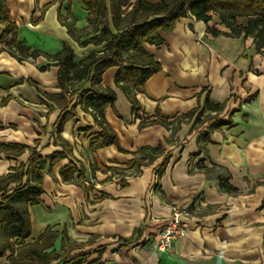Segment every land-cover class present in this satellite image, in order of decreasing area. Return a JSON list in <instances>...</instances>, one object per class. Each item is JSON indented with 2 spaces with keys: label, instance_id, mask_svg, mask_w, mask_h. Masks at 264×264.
I'll return each instance as SVG.
<instances>
[{
  "label": "crops",
  "instance_id": "1",
  "mask_svg": "<svg viewBox=\"0 0 264 264\" xmlns=\"http://www.w3.org/2000/svg\"><path fill=\"white\" fill-rule=\"evenodd\" d=\"M3 1L27 52L18 60L0 43V143L25 145L43 157L65 150L61 161L43 170L41 202L28 209L26 243L43 241L44 252L64 253L67 260L80 256L82 264H264V48L258 50L250 35H211L208 26L229 32L216 14L209 13L208 23L191 14L180 17L171 30L160 31L162 44L144 45L160 69L135 95L136 111L114 84L117 68L102 74L101 85L116 93L104 116L119 147L89 152L100 128L77 106L59 134L70 146L66 149L55 133L63 110L43 103L40 91L59 92L58 66L46 54L58 52L64 41L75 60L102 49L103 44L79 45L94 35L86 18L88 0ZM59 17L71 20L74 37ZM4 28L0 22V31ZM33 50L39 54L30 56ZM75 86L65 110L90 82ZM206 98L223 103L221 110L207 109ZM198 106L203 115L230 119V124L210 130L208 120L197 122L195 115L178 119ZM154 119L167 125L148 123ZM159 143L160 155L132 165L143 155L142 147ZM28 156V151L1 154L0 176ZM70 160L82 171L65 182L59 171ZM222 181L236 190H224ZM173 206L189 210L191 228L170 250H156L142 238H159ZM47 227L50 233L42 239ZM8 254L0 264L7 263Z\"/></svg>",
  "mask_w": 264,
  "mask_h": 264
},
{
  "label": "trees",
  "instance_id": "2",
  "mask_svg": "<svg viewBox=\"0 0 264 264\" xmlns=\"http://www.w3.org/2000/svg\"><path fill=\"white\" fill-rule=\"evenodd\" d=\"M84 4L87 9L88 27L94 35L79 42V45L103 44V48L75 60L71 46L64 41L58 52L46 54L55 60L58 66L59 92L50 94L40 91L43 103L51 101L63 110L56 123L55 133L59 143L66 149L70 146L59 134L64 124L76 115L77 106L90 112L94 123L100 128L96 138L88 145L89 152L94 153L108 145L119 147L117 133L104 116L105 109L113 106L116 93L112 88L101 85L102 74L110 67L117 68L114 84L127 95L133 111H136L135 95L144 91L146 80L160 69L159 63L146 51L144 45L162 44L160 31L171 30L180 17L191 14L196 19L208 23L209 13L216 14L229 32L208 26L211 35H250L254 38L258 50L264 48V0H159L155 3L146 0H88ZM59 18L66 26L68 34L74 37L76 30L71 20L67 17ZM239 18L244 19V22L237 23ZM0 22L5 25L0 31V43L8 47L10 54L21 60L26 56L27 49L21 46L16 38V26L9 21L8 9L3 0H0ZM38 54L37 50L30 52V56ZM87 80L90 82V89L81 90L77 99L65 110L72 101L69 97L77 89L75 84ZM205 105L210 111L218 112L223 103H214L206 98ZM203 112L204 109L198 106L179 115L178 119L195 115L194 120L197 122L208 120L210 130L231 122L230 119L224 120L217 115H203ZM141 123L143 124V119ZM148 123L167 125L165 120L158 119ZM208 141L206 134L202 139V150ZM25 151L29 152L27 161L19 163L11 172L0 176V257L9 252L5 264H82L80 256L67 260L64 253L44 252L46 247L43 241L26 243L25 240L31 233L28 209L41 202L43 170L47 164L49 169H52L61 161L65 157V150L43 157L35 149L25 145L0 143V155L20 156ZM139 152L143 155L134 159L132 165H142L156 158L163 152L162 144L159 143L156 147H142ZM164 165L165 161L160 165V171ZM81 171L82 169L70 160L60 169L59 175L63 181L70 182L74 174ZM221 186L226 191L236 190L226 181H222ZM49 233L50 228L47 227L40 237L45 239ZM141 238V235H138L137 240Z\"/></svg>",
  "mask_w": 264,
  "mask_h": 264
},
{
  "label": "built area",
  "instance_id": "3",
  "mask_svg": "<svg viewBox=\"0 0 264 264\" xmlns=\"http://www.w3.org/2000/svg\"><path fill=\"white\" fill-rule=\"evenodd\" d=\"M192 218L186 207L173 206L170 216L165 220L159 232L157 240L150 239L148 236L142 238L145 243L152 244V247L159 251H168L173 242L186 234L191 228Z\"/></svg>",
  "mask_w": 264,
  "mask_h": 264
},
{
  "label": "rangeland",
  "instance_id": "4",
  "mask_svg": "<svg viewBox=\"0 0 264 264\" xmlns=\"http://www.w3.org/2000/svg\"><path fill=\"white\" fill-rule=\"evenodd\" d=\"M236 22H238V23H240V22H244V19H241V18H239V19H237L236 20ZM103 48V47H102ZM101 50V49H100ZM100 50H98V51H100ZM195 127H198V126H195ZM202 127V126H201Z\"/></svg>",
  "mask_w": 264,
  "mask_h": 264
}]
</instances>
